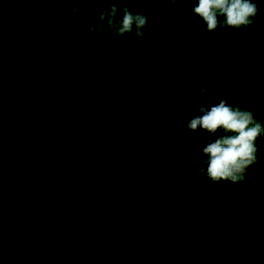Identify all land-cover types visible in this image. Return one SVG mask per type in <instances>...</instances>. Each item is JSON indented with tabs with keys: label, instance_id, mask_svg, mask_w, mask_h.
<instances>
[{
	"label": "trees",
	"instance_id": "1",
	"mask_svg": "<svg viewBox=\"0 0 264 264\" xmlns=\"http://www.w3.org/2000/svg\"><path fill=\"white\" fill-rule=\"evenodd\" d=\"M53 1L0 0V103L10 93L20 101L29 98L33 81L29 67L37 59V40L49 34L54 23L79 21L90 3L82 4L79 18L71 12L75 7L71 3L62 5V13L54 11L42 18L40 11ZM195 3L129 0L118 4V8L127 6L133 13L147 16L144 35L137 38L133 31L117 38L105 29L103 37L96 36L95 45L88 49L87 72L97 92L106 76L110 82L104 88H112V97L131 107L132 126L116 147L102 154L76 148L65 155L59 146L48 144L34 113L51 99L50 95L60 91L58 88L77 84L66 74L60 75V86L54 79L48 80L51 75L46 76L43 100L38 101L36 93L35 99L19 105L18 116L43 159L94 197L113 193L127 166L144 153L182 151L196 156L202 151V142L217 138L214 134L200 138L203 129L192 132L180 127L198 114L191 98L181 91L198 73L199 63L202 65L199 56L208 57L212 67L207 73L214 74L211 85L202 86L194 96L206 107L224 99L242 108L236 103L242 97L235 85L227 83L232 77L243 91L264 81V52L256 42L264 0L258 3L260 11L250 30L218 27L212 32L193 15ZM99 7L97 2L91 21ZM240 63L251 69L247 80ZM103 67L109 68L113 77L101 74ZM204 71L203 66L199 73ZM258 74L262 77L257 78ZM202 89H207L206 100L200 97ZM181 107L188 111L182 112ZM217 133L221 134L219 130ZM262 139L264 136L256 143ZM257 148L258 162L238 183L210 181L201 171L207 167L201 158L194 162L180 156L173 159L187 175L210 189L264 197V151L260 145ZM11 196L0 213V230L15 226L20 217L33 212L37 230L49 234H37L33 245L27 250L21 248L28 251L30 259L39 258L43 264H264L263 208L194 194L157 163L144 165L118 202L144 238L151 260L120 211L89 208L52 184L23 152L9 119L0 116V209ZM1 253L0 259L9 263Z\"/></svg>",
	"mask_w": 264,
	"mask_h": 264
},
{
	"label": "rangeland",
	"instance_id": "2",
	"mask_svg": "<svg viewBox=\"0 0 264 264\" xmlns=\"http://www.w3.org/2000/svg\"><path fill=\"white\" fill-rule=\"evenodd\" d=\"M96 3L97 0L90 2L82 18L77 22L67 24L54 23L49 34L37 40V59L29 67V71L35 78V87H38V101L43 100L41 89L44 81L42 79H45L48 75H51L48 80L50 81V78L54 79L56 86L61 85L63 79L60 77L64 76V74L73 78L77 83L76 85L73 84L74 86L70 83L71 85L67 89L62 90L64 87L58 88L60 91L58 90L50 95L49 97L51 99L34 113L36 124L47 134L48 144L59 146L62 152H66L65 155H70L76 148L95 151L97 154H102L103 151H109L116 147L129 134V129L133 122L130 112L131 107L128 106V103H122V101L120 102L114 99L112 97V88H104L103 85L108 84L110 79H107L105 76L103 79L104 82L100 86L101 90L97 92L96 86L92 83L90 76L86 74L87 64L90 62V58L87 55L88 49L96 41V35L89 33L86 25L91 21ZM64 4L63 0H60V2L59 0H54L40 11V16L46 18L54 11L62 13V5ZM84 17L86 18L83 20ZM260 24L256 42L260 47V51L264 52V17L260 20ZM78 34L83 35L84 38L73 42L72 47L68 46V38H76ZM64 41L66 43L60 49L58 45ZM76 42L82 43L79 54H76L74 47ZM64 48H66L63 51L65 56L71 59L70 63H73V65L66 64L63 60H52ZM199 57L201 58L202 65L199 63L197 72L199 73V70L204 66L207 70L206 73L205 71L199 74L196 73L194 80L188 81L181 91L182 94L191 98L194 109L196 107L199 108L201 104L205 105V103L196 102L194 97L196 90H199L202 86L211 85L210 81L214 75L212 74L213 71L210 72L212 75L207 73L210 71L209 66L212 67L208 57ZM239 65L245 74L244 78L247 80V74L251 73V69L242 63ZM78 68L84 70V73H81ZM100 72L101 74L112 75L110 69L107 67L100 68ZM260 77L262 75L258 74L257 78ZM195 80H197L196 83ZM260 87L261 85H256L253 97L257 95ZM246 97L248 96L246 95ZM236 103L240 104V100H237ZM207 107L210 108V105H207ZM181 111L184 112L185 108L181 107ZM63 127L66 128L63 129ZM199 135L200 138H206L208 136L204 131H199ZM214 135L217 137L218 133ZM260 145H264V139L260 140ZM262 151H264V146L261 147ZM11 199L12 196L6 199L3 206L6 203H10ZM32 213L20 217L15 226L3 227L0 230V252L3 254L2 257L10 264H32V261L43 264L41 259H30L28 251H23V249L27 250L28 248L22 246V244H26V241L34 238L36 234H49L45 230L38 232L35 225L37 221L31 216ZM4 244L14 247L10 246L5 248L4 246L6 245ZM19 250H22V253H19ZM249 262V264H255L253 261Z\"/></svg>",
	"mask_w": 264,
	"mask_h": 264
},
{
	"label": "clouds",
	"instance_id": "3",
	"mask_svg": "<svg viewBox=\"0 0 264 264\" xmlns=\"http://www.w3.org/2000/svg\"><path fill=\"white\" fill-rule=\"evenodd\" d=\"M89 2L93 0H63L65 4L75 5L71 12L77 18L82 13V4ZM97 2L101 7L97 9L93 21L86 25L89 33L103 37L107 29L117 38L132 34L133 31L137 38L144 35L143 29L148 24L147 16L133 13L127 6L122 9L117 7L118 4H126L129 0H97ZM168 2L177 3L179 0H168ZM259 2L260 0H196L192 12L200 18L209 32L215 31L218 27L250 30L260 11ZM105 4H109L110 7H103ZM206 93L207 89L201 90V99L208 98ZM188 107L190 108L191 105ZM187 110L186 108L185 111ZM198 113L180 127L192 132L203 129L209 137L218 130L221 133L215 140L202 142L201 160L207 167L202 168L201 171L212 182H242L246 170L258 162L256 140L264 134V126L257 121L253 111L229 105L224 99L210 108L201 104Z\"/></svg>",
	"mask_w": 264,
	"mask_h": 264
},
{
	"label": "water",
	"instance_id": "4",
	"mask_svg": "<svg viewBox=\"0 0 264 264\" xmlns=\"http://www.w3.org/2000/svg\"><path fill=\"white\" fill-rule=\"evenodd\" d=\"M86 17L83 18V20ZM64 41L62 44H59L58 47H61L65 44ZM96 43V41H95ZM95 45V44H94ZM93 45V46H94ZM79 54V52H78ZM56 57V56H55ZM44 58V57H43ZM53 58L52 60H54ZM73 65V63H71ZM79 69V68H78ZM77 69V70H78ZM81 73H84V70L79 69ZM86 72V71H85ZM88 75V73L86 72ZM41 83V80H40ZM37 87V86H36ZM33 94V93H32ZM14 96L16 98L15 101L11 100V97ZM33 95L25 101H20L19 98L10 93L8 99L0 103V116H4L9 119L10 124L12 126L13 132L17 138L19 145L21 146L23 152L30 160V162L41 172V174L46 177L52 184L62 188L66 192H68L73 198L81 202L83 205L88 206L92 209H107V210H117L120 211L124 215V221L128 229L134 234L142 243L145 251L153 260L144 242V238L139 233L138 229L134 227L130 222L129 212L125 207L120 205L118 202L126 193L129 185L134 179L136 173L144 166L149 163H157L165 168H167L173 176L177 179L179 184L185 187L187 190L194 194H199L207 198H211L218 201H225L230 203H239V204H248L258 206L264 209V197L252 195L249 193L242 192H227V191H219L210 189L201 183L192 179L189 175H187L182 168L178 165V163L173 159L176 156H180L188 161H196L201 158L202 151L199 152L196 156H189L182 151H175L168 154L162 153H144L138 157H136L125 169L120 182L116 188V190L106 196L103 197H94L88 192L84 191L73 182L62 176L55 169H53L40 155L35 146L32 144L19 116V105L27 104ZM264 136L262 134L260 137ZM258 137V138H260ZM257 138V139H258ZM250 168V167H249ZM248 168V169H249ZM247 169V170H248ZM246 170V171H247ZM1 211V210H0ZM191 257V256H190ZM184 262L183 264H185ZM0 264H9L0 259Z\"/></svg>",
	"mask_w": 264,
	"mask_h": 264
},
{
	"label": "flooded vegetation",
	"instance_id": "5",
	"mask_svg": "<svg viewBox=\"0 0 264 264\" xmlns=\"http://www.w3.org/2000/svg\"><path fill=\"white\" fill-rule=\"evenodd\" d=\"M30 74H31V72H30ZM42 80H44V79H42ZM227 83L232 84V85H235L238 94L242 97V99L240 101V105H242V108L241 109H246V110L253 111V113H254L255 118L257 119V121L260 122L261 125H263L264 124V81L259 82L257 84L259 86L261 85V87H260V89H259V91H258V93H257V95L255 97H253V95H254V91H255V87L256 86H250V87L244 88L245 91H243V90L240 89V87L236 83L235 78H233V77L231 79L227 80ZM37 89H38V87L37 88L35 87V78L33 77V81L31 83V86L29 87V94L30 95H33V97L32 96L31 97L34 98V99L36 97V93H38ZM246 95L248 97H246ZM259 145H260V142L259 143H256V146L257 147ZM260 146L263 147L264 145H260ZM3 203H2V206H3ZM3 207L1 208L2 210H3ZM34 239H35V237L29 239L28 241H26V244H22V246L29 247L30 245H33V240ZM4 245H6L4 247H7L8 246V244H4ZM10 246H8V247H10Z\"/></svg>",
	"mask_w": 264,
	"mask_h": 264
},
{
	"label": "bare ground",
	"instance_id": "6",
	"mask_svg": "<svg viewBox=\"0 0 264 264\" xmlns=\"http://www.w3.org/2000/svg\"><path fill=\"white\" fill-rule=\"evenodd\" d=\"M88 16V15H87ZM80 38H81V40L84 38V36L82 35H80V34H78L77 36H76V38H71V37H69L68 38V41H67V44H68V46H70V47H72L73 46V42H75V41H77V40H80ZM81 42H79V43H75L74 44V47H75V49H76V54H78V52L81 50ZM66 48H64L63 50H61L60 52H59V54L56 56V60L57 61H59V60H63L66 64H69V65H71V63H70V58H68V57H66L65 56V53L63 52L64 50H65ZM51 60V59H50Z\"/></svg>",
	"mask_w": 264,
	"mask_h": 264
}]
</instances>
